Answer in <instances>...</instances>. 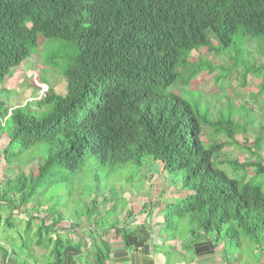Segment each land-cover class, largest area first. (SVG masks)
<instances>
[{
  "label": "trees",
  "instance_id": "trees-1",
  "mask_svg": "<svg viewBox=\"0 0 264 264\" xmlns=\"http://www.w3.org/2000/svg\"><path fill=\"white\" fill-rule=\"evenodd\" d=\"M39 38L69 47L72 57L55 52L44 61L61 69L63 91L37 77L41 96L0 109V229L7 231L0 264H29L23 250L51 243L60 261L58 225L67 210L44 193L56 183L70 193L66 172L90 173L82 215L89 220L102 215L98 196L118 197L105 193L114 186L109 175L145 161L181 183L178 199L161 209L168 231L264 247V0H0V83L41 49ZM189 71H203L212 86L228 79L232 93L210 113L192 105L190 89L200 90L190 88ZM253 87L255 97L236 105ZM258 96L263 109L252 115ZM232 145L250 159H227ZM29 162L36 171L25 173Z\"/></svg>",
  "mask_w": 264,
  "mask_h": 264
},
{
  "label": "crops",
  "instance_id": "crops-1",
  "mask_svg": "<svg viewBox=\"0 0 264 264\" xmlns=\"http://www.w3.org/2000/svg\"><path fill=\"white\" fill-rule=\"evenodd\" d=\"M161 183L159 175H150L144 185L130 189L133 193L127 189L114 201L101 200V217L62 220L58 226L65 243L58 246L57 264H264V247L246 240L233 248L213 237L168 231L161 209L179 193L169 181ZM53 251V243L40 244L30 253L23 250L22 257H29V264H56Z\"/></svg>",
  "mask_w": 264,
  "mask_h": 264
},
{
  "label": "rangeland",
  "instance_id": "rangeland-1",
  "mask_svg": "<svg viewBox=\"0 0 264 264\" xmlns=\"http://www.w3.org/2000/svg\"><path fill=\"white\" fill-rule=\"evenodd\" d=\"M215 41V40H214ZM213 41V42H214ZM237 48L240 47L238 44L235 45ZM38 47L41 49H37L34 50V52L32 53L33 55L26 60L25 62H23L19 67H16L15 69L11 70L9 72L8 77H6L2 83H0V109H4L8 104L10 107H14L15 105H21L23 104V102L26 101H35L39 96H41V91H43L42 89L44 88L43 83H41L40 80L37 79L38 78H45L48 82V84L54 88V90L56 91H63V87H64V79L63 76L61 74V69L57 66L51 68V65H46L44 64V61L46 58H48L51 54H55V52H57V54L62 53L64 55H67L70 57H72V51L70 50L69 47H66L65 45H59L56 46L55 42H51L50 40H41L39 38V43H38ZM42 49L44 50V54L42 55ZM205 51V49H202V52ZM242 51V50H241ZM37 52L39 54H37ZM75 53V52H73ZM42 55V56H41ZM195 53L193 55H191L190 59V63H192L195 59ZM41 56V57H39ZM204 56H208V58L210 60L213 61L214 64H219L221 65V59L216 58V56L213 54H207L204 53ZM38 58L41 59L40 63L38 62ZM58 58V56H57ZM60 64L65 65V62L63 60H59L58 61ZM190 68V67H189ZM192 69V67L190 68ZM189 69V70H190ZM189 77L190 80L189 82H191V86L190 88H194V89H198L200 90V92H197L193 89H190L189 94L187 95L188 100L192 103V105H195V103L197 102L200 106V108L202 110H206L207 112L209 111V113L211 112V109L214 107L215 104H217L220 107V100H223L225 98H227V94L232 93L230 91H232L231 88V83L228 81V79L223 78V77H219V78H214L213 79V86L211 84L210 81V76L205 74L203 71H198L197 73H193L191 71H189ZM234 76V75H233ZM30 77H32V80H36L35 82H33V86H31V79ZM235 78V77H234ZM44 79V80H45ZM250 81H252V78L249 79ZM237 82V81H234ZM232 83L233 87H235L236 83ZM23 84V86H21ZM249 84V82H248ZM29 85V86H28ZM9 87L11 90L6 91L4 89V87ZM19 86V87H18ZM31 86V87H30ZM212 86V87H211ZM5 87V88H6ZM23 87H26L25 89H22ZM258 87V86H257ZM16 89V94H14V96H11L8 100L7 103V99L6 96H8V94L12 93V90ZM251 89L255 90V88H248V91H246L245 93L241 94L242 97H238V98H234V102H236V105L241 104L242 103V99L243 98H247V99H252V97H255L254 94H251ZM228 90V91H227ZM237 90H239V87H237ZM255 93V92H253ZM20 94L24 95L25 98H23L22 96H20ZM199 100L201 102H199ZM261 101V103H259ZM32 102V103H33ZM262 97L258 96L257 99V103L253 104L250 103L249 105L252 108V115H256L255 113H258L263 109V103H262ZM250 128V127H249ZM251 130V128H250ZM215 137L219 138L221 137L220 134L215 135ZM247 141H248V145H250L252 143V134L251 131L247 132V135L245 136ZM236 140L240 141L239 136H236ZM246 149V148H245ZM245 149H242L240 146L238 145H232L231 147L225 149L226 150V158L229 160H237V161H247L250 159L249 154L247 153V151H245ZM224 150V151H225ZM152 164V165H151ZM158 166V174L156 172ZM227 168V166H226ZM24 172L27 173L28 171H33L35 172V166L33 162H29L28 165H24L23 166ZM2 170H3V165H2ZM11 170V171H10ZM13 169H8V171H2V176L3 178L5 177V175L7 176H12L13 173ZM90 173L88 171H83V170H78L75 172H66L65 173V177L70 178V180L73 182V190L69 193L67 191V184L65 186H62L59 183L54 184L51 189L49 191H46L44 193V196L47 195L50 199L49 202L51 205H56L58 204L57 201L59 200V204L61 203V205H59V207H64L66 211V216L64 217V219H72L71 221H75L78 222L80 220H82V215H84V213H86V209L88 207H90V201L86 200L87 198H89V196H86L85 194H88V188L91 185L90 180H89V176ZM154 176V175H159L160 178V182L162 181L161 184H163V180H166V182H168V176L166 174H164V176L162 174L161 168L159 166V164L156 162H142L139 165H134L132 163H127L125 165H123V167L116 172V174H111L108 177V183H111V185H114L112 188L110 186L106 187V195L111 193L110 191H112V197L115 196L117 194V196L121 195L123 193L124 190L129 189V194L133 193L132 190H130L132 187H139L141 184L144 185L145 181L148 180V177ZM247 175H252L251 170L248 171ZM114 177H116V181H114ZM178 179V178H177ZM176 179V184L172 185V183L170 184L172 190L174 191V187L177 189V192H180V181L178 182V180ZM68 180V179H67ZM70 181V182H71ZM69 182V183H70ZM84 189V190H81ZM262 190L264 191V182L262 184ZM172 191V192H173ZM93 196H96V191L93 190L92 191ZM182 195V194H180ZM98 196V195H97ZM55 197V198H54ZM102 199L97 198L95 204L99 203ZM122 200V199H121ZM3 207H0V210ZM71 213V215L73 217H70L68 214ZM176 221L178 222V218L176 219ZM19 230H23L24 229V225H19L18 226ZM7 229V228H6ZM6 230H1L0 229V240H2V233L4 235H6Z\"/></svg>",
  "mask_w": 264,
  "mask_h": 264
}]
</instances>
